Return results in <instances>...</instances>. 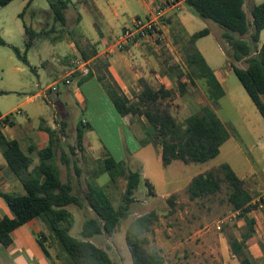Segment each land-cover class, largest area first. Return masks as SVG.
Instances as JSON below:
<instances>
[{"label": "trees", "instance_id": "16d2710c", "mask_svg": "<svg viewBox=\"0 0 264 264\" xmlns=\"http://www.w3.org/2000/svg\"><path fill=\"white\" fill-rule=\"evenodd\" d=\"M11 1L13 0H0V8ZM46 2L53 20L65 25L64 11L68 7L69 0H46ZM245 2H248L247 13L244 9ZM184 3L196 17L216 24L223 31L222 40H218V44L227 57L233 74L264 120L262 99L264 98V43L260 46L258 44L260 32L264 30V2L254 5L251 0H184ZM24 10L25 8L19 17H22ZM175 26L184 35L181 36V52L185 66L192 76L204 82L210 102L202 105L198 112L189 115L181 123L171 114L169 105L164 104L173 97L172 89L163 85L156 88L140 81L141 90L133 93L135 100L130 101L108 74L105 58L97 59L98 64L104 68L103 75L98 76L97 79L116 112L120 116L144 117L145 138L142 143L160 145L161 163L164 167L174 162L185 165L207 163L218 157L222 145L230 137L214 109L217 101L225 96V91L195 44L199 38L207 36L209 31L205 28L188 36L178 21L175 22ZM23 27L27 37L25 49H29L34 39L43 33L36 34L25 24ZM172 27L170 33L174 32L175 27ZM69 35L84 60L96 54L93 46L87 41L83 43L84 47H91L88 53L80 46L83 35L78 29L69 31ZM246 35L247 39H244ZM5 45L0 37V46ZM12 49L23 64L28 65L25 56H21L18 49L14 47ZM239 62H244L246 66L238 67ZM90 75L89 73L86 78ZM183 77V73L178 72L176 80L179 95L185 93L186 84ZM2 124H12L10 114L0 121V153L9 172L21 183L25 194L0 192V198L12 215L0 217V243L8 247L12 242L11 233L15 229L37 220L43 223L49 237L59 246L58 258L63 264H112L107 252L89 239L101 234L113 235L120 221L127 218L134 192L141 182V174L137 170H128L124 162L116 161L112 157L97 159L94 161L96 169L93 180L87 183V191L81 196L74 193L71 181H61L60 170L55 162L60 139L55 131L42 127L48 134V143L44 148L37 150L38 161L33 165L32 158L22 152L17 141L8 140L3 135ZM82 126L81 123L77 126L76 143L73 147H69L70 154L76 155L75 150L77 152L84 150L86 138ZM34 150L36 148L30 147L28 153ZM70 160V157L61 151L62 163L69 166ZM75 169L78 172L76 167ZM103 174L108 175L109 183H116L120 178L125 180L122 204L117 208L113 206L105 188L95 183V179ZM145 184L148 188L152 186L148 181ZM223 184L227 189V204L244 223L239 238L235 236L228 238V247L232 256L241 264H248L245 242L252 237L255 225V219L249 214L257 208V204L252 203L255 195L247 190L244 181L227 163H221L193 176L186 186V193L190 201L202 200L220 193ZM167 202L171 204V199L168 198ZM71 205L80 209H89L94 214L81 225L79 237L70 234L74 219L67 207ZM155 219L154 213L151 212L135 218L129 224L125 241L132 264H162L159 253L148 248V235L152 233ZM38 242L49 258L39 238Z\"/></svg>", "mask_w": 264, "mask_h": 264}, {"label": "rangeland", "instance_id": "374dc122", "mask_svg": "<svg viewBox=\"0 0 264 264\" xmlns=\"http://www.w3.org/2000/svg\"><path fill=\"white\" fill-rule=\"evenodd\" d=\"M19 4H21V0H16L0 8V37L6 43L5 46H0V113L11 112L15 123L18 121L26 122L27 117H31L28 107L42 101V98H34L32 103L23 104L27 98L38 93L46 85L42 60L46 59L48 63L54 64L52 55L59 52L60 49L58 44L49 46L48 39L39 42L37 46L25 49L23 24L31 27L33 31L38 27L28 9H25L26 12L22 17H19L24 8L18 6ZM35 5L40 10L50 11L46 0H36ZM246 11L248 12V7ZM182 12L186 11L182 10L175 14ZM64 13L66 17L65 26L53 21V19L49 23L50 27L54 26L61 33L71 28L78 29L77 22H75L78 15L83 18L82 26L84 28L91 21L90 17L84 13V9L78 5L68 6ZM189 13L194 19V25L188 28V31L194 33L205 28L208 29L209 34L202 37L199 46L203 50L210 67L218 74L225 75L229 93L217 101L214 109L236 145L234 149H230L227 147L231 142L229 144L224 143L218 157L204 164L185 165L174 162L164 167L161 162L157 161L153 148L142 144L140 152L136 153V156L143 160L142 167L132 162L131 166L125 163L128 170H137L143 175L137 190L134 192L127 218L120 221L113 235L101 234L89 239L97 247L107 252L112 264H132L129 248L125 241L126 230L135 218L151 212L154 213L156 219L152 226V233L148 235V248L159 253L163 261L162 264H241L232 256L228 247V238L231 236L239 238L244 223L238 219L237 214L231 210L226 202V186L223 184L220 193L202 200L190 201L186 193V186L191 176L206 169L214 168L221 163H227L244 181L247 190L256 196L258 205L264 204V149L261 151L255 149L257 144L264 141V120L237 77L233 72H230L231 67L227 57L218 44V40H222L223 31L216 24L201 20L192 12ZM135 14L140 17L145 16L143 15L144 9L140 8L135 9L132 13L128 12L125 19L130 20ZM45 16L48 18L49 14L46 13ZM173 18L172 16L168 18V24L170 27H175L174 32L166 33L158 50L159 58L163 64L161 69L164 71V73L160 72L159 74L167 77L170 82L168 88L174 92L173 97L165 101L164 104L169 105L171 114L181 123L189 115L198 112L202 105L210 104V102L204 82L192 76L185 66L181 52V36L184 35L176 28V20ZM42 19H44V15ZM243 38L247 39V35ZM12 47L18 49L21 56H25L29 66L33 67L35 71H31L29 67L23 64L13 52ZM65 54L69 55V53ZM54 56L56 57V55ZM237 66L244 68L246 65L244 62H239ZM180 71L184 75L183 81L186 84L183 95L178 93L176 80ZM64 85L62 82H58L57 86L55 85V88L60 92L58 99L62 102H66L65 95L67 92ZM155 85L156 88L160 86L159 84ZM137 88L135 87L132 92L136 93ZM76 89L74 85L68 94L72 106L76 109L75 120L80 121L88 116L97 117L104 108V102L97 101L93 97L91 104L84 110L77 105L79 100L75 92ZM262 99L264 101V98ZM134 100V97L130 99V101ZM43 105H46L48 114H51L52 106L49 103ZM18 109L23 113L19 114ZM109 121L108 116L96 119L94 128L101 142L112 146L115 142V135L109 128L112 125V121ZM72 141V135L67 134L66 140L56 149L55 162L60 170L61 181H71L74 193L83 196L87 191V183L93 180L96 164L93 160L88 159L76 162L74 160L76 155L70 154L67 147L68 143ZM61 151L66 152L73 162L75 161L74 165L78 172L74 166L70 167L62 163ZM114 152L113 155L118 157L119 153ZM36 159L38 160L37 157ZM146 181L152 184L150 188L146 186ZM95 183L105 188L115 208L122 204L125 190L124 178L118 179L116 183H109L108 175L103 174L95 179ZM174 189V193L164 197L167 192ZM168 198L171 199V204L167 202ZM67 209L72 213L74 219L70 234L79 237L81 225L94 214L89 209H80L73 205L68 206ZM252 212L259 215L260 226L264 227L262 223L264 220L263 208L258 206ZM42 226L44 232L37 237L50 250L52 257L58 261V264H63L58 258L59 246L49 237L48 230L43 223ZM245 255L248 264H264V248L262 247L249 248L245 251Z\"/></svg>", "mask_w": 264, "mask_h": 264}, {"label": "crops", "instance_id": "0c3cea01", "mask_svg": "<svg viewBox=\"0 0 264 264\" xmlns=\"http://www.w3.org/2000/svg\"><path fill=\"white\" fill-rule=\"evenodd\" d=\"M15 1L16 0H13L7 5ZM161 1L162 0H69L68 6L78 5L82 7L84 13L91 19L90 23H87L85 28L82 26L83 18L81 15L76 16L75 21L77 22L78 30L83 35L80 46L88 53L89 50H91V47H84L85 45L83 43L87 41L93 46V49L96 52L94 56L86 60L90 69L89 73L91 74L86 78V76L79 73L67 77L75 66L74 62L77 59L82 58L78 48L69 35V31L77 28H71L68 31L65 30L64 33H61L54 26H49L51 19H53L50 11L48 12L46 10L38 9L35 5L36 0H21V4L18 6L24 7L26 10L28 9L31 17L35 19V23L38 27L36 28L35 33H43V35H39L34 39L31 47L37 46L39 42L45 39L49 40V46H55L56 44L60 45L59 52L52 55V60L55 62L54 64L48 63L46 59L42 60V65H44L45 69V87L23 102V104L26 105L32 103L34 98H42V101L39 104L30 105L28 107L31 117H27L26 122L18 121L15 123L11 112L0 113V121L4 116L8 114L11 115L12 124H6L2 127L3 135L8 140L17 141L22 152L32 158L33 165H36L38 161L36 159V157L38 158L37 150L44 148L48 143V134L42 129V127H47L52 131H55L60 139V144L66 140L67 134L72 135L73 141L68 143L69 145L67 146L69 152V147H73L76 143V129L78 124L81 123L83 125L82 129L84 131L86 143L83 152H77V150H75L76 156L74 160L76 162L84 161L85 159L95 161L105 157H112L114 160L124 162L129 166H131L132 163H136L139 167H142L143 160L140 157H137L136 153L140 152L142 148V140L145 138L142 130L146 121L142 116H120L116 112L113 104L106 95L102 84L97 79L98 76H101L104 73V68L98 64L97 59L105 58L104 62H106L108 74L120 88L122 94L129 100L133 97L132 91L135 87H138L136 93L141 90L140 81L153 87H156L155 84L168 87L170 82L167 77L159 74L160 72L164 73V71L161 69L163 64L159 58L158 50L162 44V39L165 38L166 33L170 32V26L168 24V18L170 16L178 21L186 35L190 36L193 34L188 31V28L194 25V19L189 13L191 11L186 8L184 0H180V9L169 12L166 19L167 23L162 29L161 39L146 37L139 42L130 43L124 46L123 50L114 48L115 42L121 35L122 28L129 24L128 22L133 17L138 15L135 14L130 20H127L125 19L127 13H132L135 9L143 8V15H147L153 11ZM262 2H264V0H252V4L254 5ZM28 3L29 6L26 7ZM247 7L248 2H245V11ZM26 10H24V12H26ZM182 10H185L186 12L175 14ZM46 13L49 14L48 18L45 16ZM43 15L44 19H42ZM201 39L202 38H199L195 44L205 62L210 67L203 50L199 46V41ZM26 40L27 37L25 34V42ZM263 43L264 30L260 32L258 44L260 46ZM65 53H69V55L67 56ZM54 55H56V57ZM26 66L32 68V70L30 69L31 71H35L33 67L29 66V64ZM213 71L223 87L225 95H228L229 92L226 86L225 75L218 74L215 70ZM230 72H232L231 68ZM65 79H68L70 83L65 84ZM58 82L65 84L64 88L67 92L65 95L66 102H62L58 99L60 92L55 88V85L57 86ZM74 85L77 88L75 92L79 100L77 105L81 106L82 109H87L91 104L93 97L97 101L101 100L104 102V108L97 117L88 116L80 121L75 120L76 109L72 106L68 95ZM46 103H49L53 108L51 114H48V108L46 105H43ZM250 110L252 109L250 108ZM17 112L19 114L23 113L20 112L19 109ZM24 113L26 114V112ZM105 116H108V119L112 121V125L109 127L115 135V142L112 146L102 143L94 128V122L96 119H102L103 117L105 118ZM229 142L231 143L227 148L234 149L236 144L231 135L225 143L229 144ZM145 145L153 148L157 161L161 162L160 145H155L153 143H147ZM30 147H34L36 150L28 153ZM255 149L260 151L263 150L264 141L257 144ZM114 151L119 153L118 157L113 155V153H115ZM70 161L71 163L69 166H75V161L73 162L72 159ZM193 176H191V178ZM142 178L143 175H141V180ZM191 178H189L188 183ZM0 192L17 195L25 194L21 183L9 172L1 153ZM174 192L175 189L167 192L164 197ZM255 198L252 202L253 204H257ZM258 206L264 210V204ZM2 216L11 217L12 215L4 201L0 198V217ZM250 216L255 219L254 233L252 237L245 242V246H247L245 251L249 248H264V227L260 226L259 215L252 212ZM262 223L264 224V220ZM42 232H44L42 223L37 220H33L15 229L11 233L12 242L8 247H5L0 243V264H58V261L52 257V253L43 243L49 254V258L44 254L37 237Z\"/></svg>", "mask_w": 264, "mask_h": 264}, {"label": "built area", "instance_id": "2783aa9c", "mask_svg": "<svg viewBox=\"0 0 264 264\" xmlns=\"http://www.w3.org/2000/svg\"><path fill=\"white\" fill-rule=\"evenodd\" d=\"M180 9V0H162L153 11L147 15L133 17L129 24L122 28L120 37L114 44V48L123 50L124 46L130 43L139 42L141 39L150 37L153 39H161L162 29L166 24L169 12ZM74 67L67 77L79 73L87 76L90 72L87 61L79 58L74 62ZM65 84H69L68 79L64 80ZM2 126H5L2 124Z\"/></svg>", "mask_w": 264, "mask_h": 264}]
</instances>
